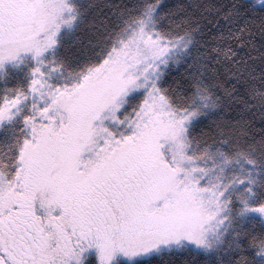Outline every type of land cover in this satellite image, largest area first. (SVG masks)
<instances>
[{"label":"snow or ice","instance_id":"snow-or-ice-1","mask_svg":"<svg viewBox=\"0 0 264 264\" xmlns=\"http://www.w3.org/2000/svg\"><path fill=\"white\" fill-rule=\"evenodd\" d=\"M0 264H264V0H0Z\"/></svg>","mask_w":264,"mask_h":264}]
</instances>
